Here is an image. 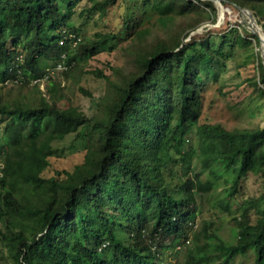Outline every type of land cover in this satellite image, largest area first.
<instances>
[{"label":"trees","instance_id":"16d2710c","mask_svg":"<svg viewBox=\"0 0 264 264\" xmlns=\"http://www.w3.org/2000/svg\"><path fill=\"white\" fill-rule=\"evenodd\" d=\"M113 1L105 0L103 5ZM252 1L264 4V0ZM74 2L0 0V85L42 77L46 73L42 57L56 56L60 61L66 53L68 66L77 60L69 54L73 40L60 43L63 27L67 34L79 33L62 9V4L72 8ZM146 3L164 22L175 8L174 0ZM257 13L264 16V6ZM110 40L106 35L83 48L95 55ZM211 46V40H202L185 43L177 51L166 46L152 51L142 75L128 80L98 123L75 106L62 108L55 85L51 98L41 97L39 102L11 103L0 98V155L4 157L0 219L7 218L11 230L0 231V237L18 261L157 264L164 239H188L192 191H210L221 175L235 168L233 192L249 172L264 171V127L229 130L219 123L199 122L198 87L203 76L198 72H211L208 66L226 57L222 48ZM87 126L100 130V149L90 150L85 162L68 172L65 180L44 178L49 158L55 154L53 143ZM191 134L199 141L197 147L187 149ZM196 156L201 158V171L188 164ZM179 160L191 177L176 183V196L172 183L166 181V170ZM203 174L207 179L203 180ZM110 210L114 211L111 217ZM256 212L255 222H241L237 244L212 241V248H199L190 262L211 264L210 258L219 256L223 260L217 264H228L236 256L253 252L254 264H264V195ZM14 242L19 247L16 251Z\"/></svg>","mask_w":264,"mask_h":264},{"label":"rangeland","instance_id":"374dc122","mask_svg":"<svg viewBox=\"0 0 264 264\" xmlns=\"http://www.w3.org/2000/svg\"><path fill=\"white\" fill-rule=\"evenodd\" d=\"M230 1L174 0L175 8L165 22L147 0H114L110 5H103L105 0H75L72 8L62 4L65 19L79 33L67 34V28L63 27L60 43L73 40L69 43V54L77 56V60L60 69L59 58L42 57L40 64L46 70L42 77L28 76L20 83L9 81L0 85V98L11 103L22 99L39 102L41 97L51 98L54 94L51 87L55 85L62 108L75 106L98 123L105 119L128 80L142 75L144 61L152 51L160 46L177 51L188 42L211 40L213 47L222 48L226 57L208 66L211 72H198L203 76L198 87L202 101L199 122L219 123L229 130L264 127V16L257 13L264 4L252 0H237L238 4ZM102 5L104 14L100 12ZM106 35L111 40L98 54L89 55L84 50V45L88 47ZM188 140L187 149L197 147V136L191 134ZM100 143V130L93 126L82 127L64 140L55 141V154L49 158L50 165L43 177L65 180L68 172L85 162L90 150L100 149ZM3 163L4 157L0 155V171ZM188 164L197 171L203 169L198 156ZM166 174L176 196V183L191 177L181 160L171 163ZM235 176L236 169L232 168L227 175L220 176L210 191L190 193L188 239L183 242L164 239L157 264H196L190 262V256L205 245H208L206 249L212 248L209 245L212 241L225 245L239 242L241 222L245 219L255 222L258 217L256 205L264 195V171L249 172L232 192ZM207 177L203 174V180ZM113 212L110 210V217ZM0 231L10 233L7 218L0 219ZM2 239L1 236L0 264H22ZM13 248L19 249L18 244L14 242ZM222 260L219 256L210 258L211 264ZM228 264H254V254L236 256Z\"/></svg>","mask_w":264,"mask_h":264},{"label":"built area","instance_id":"2783aa9c","mask_svg":"<svg viewBox=\"0 0 264 264\" xmlns=\"http://www.w3.org/2000/svg\"><path fill=\"white\" fill-rule=\"evenodd\" d=\"M62 59L60 60V61H58V67L60 68V69H66L67 68V62H66V58H67V54L66 53H63L62 54ZM0 176H1V171H0Z\"/></svg>","mask_w":264,"mask_h":264},{"label":"water","instance_id":"95a60500","mask_svg":"<svg viewBox=\"0 0 264 264\" xmlns=\"http://www.w3.org/2000/svg\"><path fill=\"white\" fill-rule=\"evenodd\" d=\"M216 1H222V0H216Z\"/></svg>","mask_w":264,"mask_h":264}]
</instances>
